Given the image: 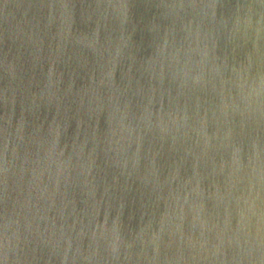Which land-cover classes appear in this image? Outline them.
Here are the masks:
<instances>
[{
    "label": "water",
    "instance_id": "1",
    "mask_svg": "<svg viewBox=\"0 0 264 264\" xmlns=\"http://www.w3.org/2000/svg\"><path fill=\"white\" fill-rule=\"evenodd\" d=\"M0 264H264V0H0Z\"/></svg>",
    "mask_w": 264,
    "mask_h": 264
}]
</instances>
